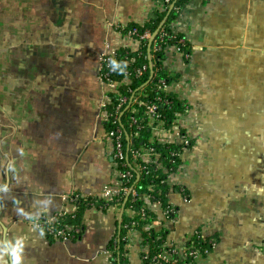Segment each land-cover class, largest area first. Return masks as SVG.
Returning <instances> with one entry per match:
<instances>
[{
	"label": "crops",
	"instance_id": "1",
	"mask_svg": "<svg viewBox=\"0 0 264 264\" xmlns=\"http://www.w3.org/2000/svg\"><path fill=\"white\" fill-rule=\"evenodd\" d=\"M162 5L0 0V264L16 254L20 264H109L113 207L86 203L69 241L46 237L36 222L72 215L66 196H97L111 183L99 56L134 50L119 29ZM174 26L189 54L164 64L190 104L193 145L170 176L189 193L168 195L177 220L162 221L166 243L181 251L197 231L217 242L193 264H264V0H186ZM142 241L140 231L128 234L126 264H148Z\"/></svg>",
	"mask_w": 264,
	"mask_h": 264
},
{
	"label": "trees",
	"instance_id": "2",
	"mask_svg": "<svg viewBox=\"0 0 264 264\" xmlns=\"http://www.w3.org/2000/svg\"><path fill=\"white\" fill-rule=\"evenodd\" d=\"M161 1L163 2L161 10L156 11L154 15L148 19V21L144 24L130 23L125 26L122 31L124 33L131 28H136L139 33L145 30L152 32L161 24L162 31L157 34L155 42L152 43V48L154 45H158L159 50L153 51L151 49L153 76L149 78V60L147 58L146 40L140 41L139 47L136 51H130L125 47L116 49L114 57L110 60V66L108 68L103 67V69L100 70V74H102V71L107 73V76L105 77L106 79L119 83L117 88L118 93H108L109 103L105 106L107 117L104 121V128L106 132L114 129L115 127L112 116L115 113V108L119 101L118 97L122 95L128 97L132 94V92H135L134 96H136L141 102H154L158 106V117L166 129H169L170 126L177 122L178 119H187L190 114V104L187 99L180 97L179 94L172 88V85L178 82L179 75L168 71L164 64V61L174 54L172 52L165 53V51H163L164 46L168 44L170 46H178L182 52L189 54V43H187V41L183 45L179 43V39L184 38V35L178 32L174 26V22L176 21L180 13V9L186 0H169L170 3L173 4V7L169 12H167V4L164 0ZM113 61L116 65H119V67H114ZM142 67L145 68L143 69ZM141 68V74L137 75L136 70ZM160 80H163L165 84L171 86L172 90H158ZM143 83H146L145 86L141 90L136 91V89ZM131 109L134 112L127 110L121 117V121L125 125L126 133L130 137L129 140L124 138L122 140L124 150L128 158L127 161L130 162L132 160L131 150L139 148L145 149L151 146L158 152L157 161L161 164V167L155 169V164L148 162L146 158L136 159L138 163L144 166V169H142L136 180V189L138 192H147L148 186L154 185L155 191L152 193L154 196L152 202H158L163 207L169 205L168 195L170 192H180L188 197V190L182 185L174 183L173 180L170 179V174L176 173L182 164V160L179 157L172 156V152H175L179 146L174 143L167 142L163 144L152 143V131L147 120L143 118V109L141 107H137L136 104H133ZM130 115H133L137 119L136 124L130 125V120L128 118ZM186 128L188 130L190 129L188 126ZM186 128H183L182 132H185ZM135 133L136 137L134 135ZM189 133L191 135V131H189ZM192 145L193 139L190 143V146ZM190 146L188 147V150L191 148ZM123 162L124 164H119L117 169L125 170L128 167L127 163H125L126 161ZM89 200L90 199L85 200L77 198V208L73 213V216L67 215L62 221L64 223L78 224L81 226L83 211L87 207L86 203L89 202ZM142 204L143 203L140 201H136L133 203V206L138 209ZM150 214L152 216L154 215L152 212ZM170 215L171 214L167 217H171ZM132 222L136 223L135 227L137 231H140L143 239L142 242L147 243L149 255L146 259H144L146 263L149 264L153 255L159 251L168 250V248L165 247L166 242L168 241V229L166 226L163 225L161 229L150 227L149 230L146 231L143 230V222L138 216L133 218L123 216V224H128L130 226ZM126 233L127 229L123 228V226L118 228L116 236H114V239L116 238L118 240L115 242L114 247L112 241L109 245V249H111L110 259L113 264H126L127 262L126 255L124 253V245L127 242V238H125ZM208 240L213 241L214 245L211 246L208 244ZM192 242L198 245L201 249H208V251H210L215 247L217 241L215 239H208L202 236H195L193 239H190L189 244Z\"/></svg>",
	"mask_w": 264,
	"mask_h": 264
},
{
	"label": "built area",
	"instance_id": "3",
	"mask_svg": "<svg viewBox=\"0 0 264 264\" xmlns=\"http://www.w3.org/2000/svg\"><path fill=\"white\" fill-rule=\"evenodd\" d=\"M164 2L168 6L167 12L171 10L173 7V4L170 3L169 0H164ZM120 33L127 37V39L132 40L135 42L136 47L134 50H131L130 47L128 48L130 51H136L139 47V43L141 40L147 41V58H148V68H149V78L153 76V63H152V54L151 49L153 51L159 50L158 45H154L152 48V43L155 42V37L157 34L162 31L161 24L154 30L149 31L145 30L141 33H139L136 28H131L126 32H122V29H119ZM155 33V34H154ZM161 41V40H160ZM150 43V45H149ZM179 43L181 45L186 43L185 38H180ZM149 45V47H148ZM163 51L165 53L172 52L174 55H182L187 56L188 54L182 52L180 47L178 46H170L165 45L163 48ZM115 51H111L109 53H103L99 56V69H98V79L99 81L104 85V87L107 89L106 94V100L102 104V107L104 108V115L105 119L107 117V113L105 111V106L107 103H109V95L108 93L111 92H117V88L119 86V83L111 81L109 79H106L107 76L106 72L102 71V74H100V70L103 69V67L108 68L110 66V60L114 57ZM143 69L145 67H142ZM141 69L136 70V74L140 75L142 72ZM149 80V79H148ZM147 83V81H146ZM146 83H143L140 85L137 90H141ZM160 86L158 87V90L161 91H167L168 89H171V86H168L165 84L163 80L159 81ZM135 92H132L130 96H119L118 97V104L115 108V113L112 116V119L114 120L115 127L114 129L110 131H105L104 133V140L107 143V145L110 148L111 158H112V181L111 183L105 184L101 192L97 196H86V195H80V194H71L66 196L69 200L76 203L77 198H82L85 200H89L87 204L92 203H102L103 207H113L117 211V219L119 221L118 228L123 226V228L127 229L126 237H128V234L131 232H135L136 229V223L132 222L129 226L128 224H123V216L133 218L138 216L139 219L143 222V230H149L150 227L155 228H162V221L167 220L171 221L173 223L176 222L177 218L175 215L176 210L168 205V206H162L158 202H152L154 196L152 193L155 191L154 185L148 186L147 192H138L136 189V180L139 177L140 172L142 169H144V166H142L140 163L136 161L138 158H146L148 162H152L155 164V169L158 167H161V164L159 161H157L158 152L153 149V147L149 146L145 149L139 148V149H133L131 150V157L132 160L130 162L127 161V154L124 150L123 145V138L126 140H129L130 137L126 133L125 125L121 121L122 115L125 113V111L129 110L132 111L131 107L133 104H136L137 107H141L143 109V118L147 120V122L150 125V129L152 131V143L157 144H163V143H174L178 145L179 147L175 152H172L173 157H179L181 160L183 159L186 151L188 150V147L190 146V143L192 142L191 135L189 133V130L186 128V120L178 119L177 122H175L173 125L170 126L169 129L164 128L162 121L158 117L157 108L158 106L154 102H148L144 101L141 102L137 99L136 96H134ZM130 125H134L137 123V119L130 115L129 117ZM104 119V120H105ZM185 129V132H182V129ZM136 137V133L134 134ZM192 147V146H190ZM127 163L128 167L125 170H119L117 169V166L123 165L124 162ZM122 162V163H121ZM172 173L170 174V176ZM182 197L184 201L188 200V197L184 194H182ZM136 201H140L143 203L140 208L136 209L133 206V203ZM127 204V205H126ZM152 212L154 215L152 216L150 213ZM169 214H171V217H167ZM67 215L64 212L57 213L54 216H51L47 219H44L43 221L36 222V226L40 227L44 235L48 238L55 239V240H61V241H69L71 239L76 238L81 231V226L78 224H69L64 223L62 220ZM73 216V214L71 215ZM201 234L197 231L192 233L190 235V239H193L195 236H200ZM189 241L182 247L181 251H178V248L173 243H166V248L168 250H161L155 255H153L152 259L150 260L149 264H193L197 259H200L203 257V255L207 254L209 251L208 249H201L196 245L195 243H190ZM118 239L113 240V247L115 242ZM202 242V241H200ZM211 246L214 245V242L211 240H208L207 242ZM164 247V248H165ZM147 243H144V250L142 252L141 257L143 259H146L149 255ZM165 248V249H166ZM111 254V251H110ZM109 264H113L111 259L109 260Z\"/></svg>",
	"mask_w": 264,
	"mask_h": 264
},
{
	"label": "clouds",
	"instance_id": "4",
	"mask_svg": "<svg viewBox=\"0 0 264 264\" xmlns=\"http://www.w3.org/2000/svg\"><path fill=\"white\" fill-rule=\"evenodd\" d=\"M113 65H114V67H119V65H116L114 61H113ZM5 190H6V188H5ZM12 264H20V255L19 254H16L14 256Z\"/></svg>",
	"mask_w": 264,
	"mask_h": 264
},
{
	"label": "water",
	"instance_id": "5",
	"mask_svg": "<svg viewBox=\"0 0 264 264\" xmlns=\"http://www.w3.org/2000/svg\"><path fill=\"white\" fill-rule=\"evenodd\" d=\"M155 34V33H154ZM149 45H150V43H149ZM149 45H148V47H149Z\"/></svg>",
	"mask_w": 264,
	"mask_h": 264
},
{
	"label": "rangeland",
	"instance_id": "6",
	"mask_svg": "<svg viewBox=\"0 0 264 264\" xmlns=\"http://www.w3.org/2000/svg\"><path fill=\"white\" fill-rule=\"evenodd\" d=\"M189 131H190V129H189Z\"/></svg>",
	"mask_w": 264,
	"mask_h": 264
}]
</instances>
